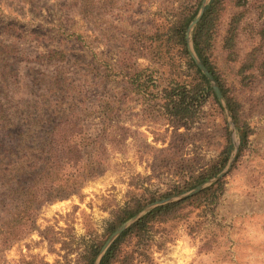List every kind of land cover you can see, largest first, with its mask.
Wrapping results in <instances>:
<instances>
[{"label": "rangeland", "instance_id": "374dc122", "mask_svg": "<svg viewBox=\"0 0 264 264\" xmlns=\"http://www.w3.org/2000/svg\"><path fill=\"white\" fill-rule=\"evenodd\" d=\"M201 2L0 0V138L7 136L0 150L18 146L34 155V142L25 136L42 109L73 116L59 126L56 142L87 145L82 166L97 159L99 167L76 193L41 207H17L4 197L0 180V264H86V248L105 240L104 246L111 236L106 240L104 231L118 210H143L190 192L195 177L220 166L229 134L232 150L221 171L226 168L239 131L211 96L195 124L164 115L161 91L196 75L176 45L161 57L148 39L198 3L199 10ZM223 5L210 62L238 104L247 144L219 180L213 204L183 220L155 223L144 240L124 244L132 264H264V0ZM232 19L235 62L224 50ZM251 51L255 62L241 77V61ZM138 73L146 91L131 83ZM77 169L66 167L72 174ZM4 170L1 164L0 174Z\"/></svg>", "mask_w": 264, "mask_h": 264}, {"label": "trees", "instance_id": "16d2710c", "mask_svg": "<svg viewBox=\"0 0 264 264\" xmlns=\"http://www.w3.org/2000/svg\"><path fill=\"white\" fill-rule=\"evenodd\" d=\"M223 2L224 0H210L200 20L193 28L190 39L195 55L217 83L230 117L239 131V156L248 141L247 129L239 116L238 104L227 97L226 91L215 76L210 62L212 42L216 35L221 13L224 10ZM198 6L190 15L171 23L164 34L148 36L151 44H155L153 47L154 54L161 57L163 55L168 57L172 46L176 45L179 48L180 55L185 58L186 65L193 69L196 75L195 80L191 83L184 81L173 82L169 84L170 87L161 91L163 102L161 108L164 115L183 125L197 123L208 97L211 96L219 106L218 100L207 79L193 62L186 41L188 26L196 16ZM236 27L237 21L232 19L227 31V37L224 40V50L227 52L229 60L234 62L238 59L237 54L234 52ZM259 36L264 43V30L259 32ZM254 62L255 51H251L241 61L239 75L244 77L245 72L253 67ZM140 76H142L141 73L135 74L131 83L135 88H141L140 90L146 91V87L140 82ZM73 101L74 99H70L67 105L72 106L71 102ZM72 119L73 116L71 115L48 114L42 111V109L39 110V114L34 112L33 125L31 127L33 130L30 133L33 136H25V138H30L34 142V155L29 156L26 150L18 146H16L17 148H8V146L2 145L3 149L1 148L0 150V165H4L9 170H4V173L0 174L1 185L5 188L6 194H4V197L17 201V207H41L45 203L68 198L76 193L87 181L97 176V169L99 168L97 167V159H91L85 162L83 166L80 160L87 149V145L64 144L55 140L57 134L60 132L61 127L59 126L70 123ZM53 122H57L56 127L47 129L45 125ZM6 137L2 136L0 139L3 140ZM226 138V145L222 152L224 156L220 166H212L205 169L204 172L192 180V185H190L188 190L205 183L221 172L232 150L229 134H227ZM95 145L97 144L93 143L90 147L94 150ZM77 166L76 173H73L75 175L72 174V170L66 171V167L73 169ZM27 172L30 174L27 175ZM11 175L14 176L13 179H10ZM221 187L222 181L215 183L212 187L206 188L190 198L156 207L122 232L105 251L99 264H132V254H128L123 248L128 240L142 241L147 237L150 226L153 224L183 220L189 216L192 210L202 208L206 204H213L218 198L217 191ZM167 197L169 196H165L164 198ZM142 208L143 206H137L118 210L113 219L108 223L104 231V238L107 240L121 224L137 215ZM104 241L96 245H88L84 252L86 264L94 263Z\"/></svg>", "mask_w": 264, "mask_h": 264}, {"label": "water", "instance_id": "95a60500", "mask_svg": "<svg viewBox=\"0 0 264 264\" xmlns=\"http://www.w3.org/2000/svg\"><path fill=\"white\" fill-rule=\"evenodd\" d=\"M208 2H209V0H202L201 5L199 7V10H198L196 16L194 17V19L192 20V22L188 26V29H187V32H186V41H187L188 50H189V53H190V56H191L193 62L195 63L197 68L200 70V72L204 75V77L207 79V81H208V83H209V85H210V87H211L216 99L222 105V107H223V109H224V111L226 113V116H227V118L229 120V123L231 125L232 130H234V128L232 127L233 126L232 119L230 117V114H229L228 109L226 107V104L224 102L223 96H222L218 86L216 85L215 80L213 79V77L209 73V71L205 68V66L202 64V62L197 58V56L195 55V53H194V51L192 49V46H191V39H190L191 32H192L193 28L195 27V25L200 20V18L202 16V14H203V12L205 10V7L207 6ZM237 154H238V144L234 146V153L232 154V156H231L226 168L223 171H221L218 175H216L215 177H213L210 180L206 181L205 183H202V184L198 185L197 187H195L190 192H188V193H186L184 195H180V196L173 197V198H168V199H165V200L158 201V202H155L153 204H150L149 206L144 208L142 211H140L137 215H135L134 217H132L129 220H127L126 222H124L108 238V240L104 244L103 248L101 249L100 254L96 258V261H95L94 264H99V261H100L101 257L103 256V254L105 253V251L122 234V232H124L129 226H131L133 223H135L137 220H139L140 218H142L143 216L148 214L150 211H152L156 207L162 206V205H165V204H169V203H173V202H178L180 200H184L186 198H189V197L201 192L202 190L210 187L211 185L219 182V180L230 170L231 165L234 162Z\"/></svg>", "mask_w": 264, "mask_h": 264}]
</instances>
